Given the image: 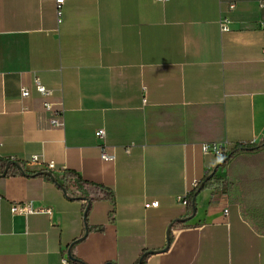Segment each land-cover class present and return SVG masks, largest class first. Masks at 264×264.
Listing matches in <instances>:
<instances>
[{"label":"crops","instance_id":"obj_1","mask_svg":"<svg viewBox=\"0 0 264 264\" xmlns=\"http://www.w3.org/2000/svg\"><path fill=\"white\" fill-rule=\"evenodd\" d=\"M35 76L63 103L64 128ZM263 140L264 0H65L60 22L57 0H0V156L25 162L0 176V264H64L85 233L83 202L31 175L50 163L60 181L73 169L115 195L91 205L88 224L104 230L72 246L87 264H137L145 250L144 264H264L240 190L264 160L218 168L202 149ZM215 170L225 190L203 188L191 213L180 198ZM30 201L51 213L12 212Z\"/></svg>","mask_w":264,"mask_h":264},{"label":"trees","instance_id":"obj_2","mask_svg":"<svg viewBox=\"0 0 264 264\" xmlns=\"http://www.w3.org/2000/svg\"><path fill=\"white\" fill-rule=\"evenodd\" d=\"M242 154H248L254 157L256 156V158L264 160V140L258 144L237 143L232 149H230L224 159L217 158L218 168L224 166L227 161H230L235 156ZM11 161H14V163H18L22 166L25 165V162L22 160L4 158L0 156V176L21 174V171L18 169L16 164H12L9 167L7 174L4 175L6 166ZM54 171L56 170L45 167L38 172L31 173V175L41 176L54 181L61 189H63V191L71 193V197L73 199L83 202V212L86 221L85 233L83 237L74 240V242L70 245L71 247L82 240L89 232L104 230L103 226H91L88 224V216L91 210V205L94 201L101 199L115 201V195L113 191L107 187L84 179L80 173L73 169H57V171L62 174L61 181L55 177ZM50 173H52L54 177H52ZM213 180H215V174L210 177V172H208L199 182V185L187 195V206L191 213L196 211V196L203 188L215 186L216 188L221 189V191L225 190L226 185L224 181L216 179L215 182H213ZM202 186L203 188L201 189ZM240 190L244 204L243 212L245 215H250V218L257 224L259 230L264 233V161L263 168L259 173L255 174L252 172L247 178L240 180ZM88 204H90L89 208H87ZM171 240L172 239L169 238V244H171ZM150 254L151 251L149 250L143 251L137 264H144ZM69 262L71 264H87L74 254H71V257H69Z\"/></svg>","mask_w":264,"mask_h":264},{"label":"built area","instance_id":"obj_3","mask_svg":"<svg viewBox=\"0 0 264 264\" xmlns=\"http://www.w3.org/2000/svg\"><path fill=\"white\" fill-rule=\"evenodd\" d=\"M159 2H165L167 0H157ZM65 3V0H57L58 4V15H59V22L62 19V14H63V5ZM235 7L234 4L230 5V9H233ZM230 20L229 17L226 14H223L220 19V27L223 32L229 31L230 29ZM33 88L43 97V108L46 112H48L51 115L50 118V123L53 128H64L65 127V121L63 119V103L62 102H55L53 100L54 97V91L48 87H46L41 79L38 76L34 77V82H33ZM32 94V90L28 86H23L22 87V98H28ZM97 136L101 139L105 138V130L99 129L97 131ZM255 143V142H252ZM202 149L206 153H212L214 154L217 158H222L224 159L226 155L229 153L230 148L227 145H222V144H203ZM101 158L105 161H115L116 156L115 153L112 151H109L107 147H103L102 153H101ZM33 163H40V157L39 155H32L30 159L28 160ZM48 168L55 170L56 166L52 163L47 166ZM211 173V172H210ZM200 181H197L194 183V188L199 185ZM217 194V191L214 190V195ZM180 201L184 205H188L187 202V195L185 197H181ZM154 204V203H152ZM147 206H150L148 204ZM227 211V210H226ZM12 212L17 214H24V215H29L33 213H51V209L47 207H37L34 205L32 201L30 202H20V203H14L12 205ZM64 264H70L69 262V257H65L63 259Z\"/></svg>","mask_w":264,"mask_h":264},{"label":"water","instance_id":"obj_4","mask_svg":"<svg viewBox=\"0 0 264 264\" xmlns=\"http://www.w3.org/2000/svg\"><path fill=\"white\" fill-rule=\"evenodd\" d=\"M12 164H16V166H17L18 169L21 171V173L25 174V170H24V167H23L22 165H20V164H18V163H14V161H11V162H9V163L7 164L4 175L7 174L8 170H9V167H10ZM215 172H216V170L210 175V177H212V176L215 174ZM50 175H51L52 177H54L52 173H50ZM202 188H203V186L201 187V189H202ZM89 207H90V204H88L87 208H89ZM194 213H195V212H194ZM179 220H185V219H179ZM71 249H72V246H71L70 249H69L68 257H71Z\"/></svg>","mask_w":264,"mask_h":264},{"label":"rangeland","instance_id":"obj_5","mask_svg":"<svg viewBox=\"0 0 264 264\" xmlns=\"http://www.w3.org/2000/svg\"><path fill=\"white\" fill-rule=\"evenodd\" d=\"M213 172H214V171H213ZM213 172H211L210 175H211Z\"/></svg>","mask_w":264,"mask_h":264}]
</instances>
